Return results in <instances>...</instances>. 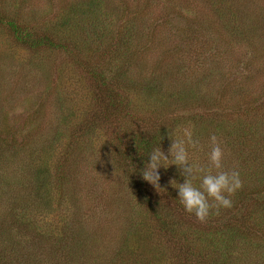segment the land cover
<instances>
[{
	"label": "rangeland",
	"instance_id": "1",
	"mask_svg": "<svg viewBox=\"0 0 264 264\" xmlns=\"http://www.w3.org/2000/svg\"><path fill=\"white\" fill-rule=\"evenodd\" d=\"M0 13L38 33L55 31L68 46L35 52L0 26V249L11 264H67L74 242L71 264L110 261L120 249L123 259L138 261L141 252L154 253L136 245L139 230L149 229L158 252L169 249L157 236L156 215L191 220L169 197L176 190L170 181L183 182L177 167L158 169L159 188L135 194L128 167L117 161V119L92 116L85 72L108 64L106 43L118 38L130 39L123 49L130 58L114 62L110 86L126 82L119 63L159 84L150 101L133 96L136 108L153 112L139 118L150 139L160 138L167 155L170 138L190 128L202 145L191 159L206 164L208 138L216 135L224 168L240 173L247 192H259L252 197L264 198V170L257 174L252 163L246 174L241 160L252 150L264 160V0H0ZM126 120L137 124L133 113ZM238 197L231 198L234 213H242ZM17 218L24 226L16 228ZM248 242L234 253L239 264L256 263L248 254L264 247L255 236Z\"/></svg>",
	"mask_w": 264,
	"mask_h": 264
},
{
	"label": "trees",
	"instance_id": "2",
	"mask_svg": "<svg viewBox=\"0 0 264 264\" xmlns=\"http://www.w3.org/2000/svg\"><path fill=\"white\" fill-rule=\"evenodd\" d=\"M76 12H79V9ZM19 22V20L11 21L0 13V26L5 28L8 27L15 41L19 42L24 47L35 52L49 51L52 49H64L66 52L68 51V46L62 43L65 42L64 38H59L57 32L47 31L38 33L33 27H23ZM78 26L80 28V24H77L76 27ZM129 42L130 39H128V36L118 38L114 43L113 41L107 42L106 44L109 45V50L105 53L107 55L110 54L108 64H105L104 67L89 68V72L86 71L85 73L87 74L86 79L91 81L89 99L92 103V116L97 118V120H101V122L109 118L114 120L117 119L115 130L118 131V135H120L118 148L121 149L118 154L121 161L120 158H118L117 161L123 164V166L128 167L127 175L130 178L129 185L135 189V194H144L145 192L147 193L148 188H154L150 183L145 181L141 175L144 164L148 159L146 155L151 150V147H155L156 145L160 146L162 142L161 139L156 136L150 139V130L147 129L148 125L143 123L142 120H139V118L143 119L140 116L141 114H152L153 112L149 106L146 107L143 106V104H140L139 108H136L133 103V96H145V99L148 97L150 101L154 94H157L156 90L159 84L156 83L155 80L148 81V78L142 76L141 71L138 69H136L137 73L135 76L132 75V71L130 70L122 71L121 68H119V63L117 65V69H119L118 74L123 72L124 76L123 73L121 74V76H123L122 80L126 82L123 84L120 80L116 81V86L114 87H118L119 89H114L110 86L112 85L111 80L114 79L113 72L116 69L114 62L118 60L117 58H119V60L124 59L125 62L130 58V55L126 51H123L124 48L128 47ZM87 44L88 43L83 40L82 43L79 44L81 45L80 51L83 49V46ZM86 65L88 66V64L84 63V66ZM111 65H113V68H111ZM123 65L125 64L123 63ZM121 67L124 66L121 65ZM126 68L128 69L129 67ZM160 82L162 81H159V83ZM94 103L95 106H93ZM161 105H163V103H161ZM165 107L166 105H164V108ZM132 113L135 114L137 123L133 126L126 120L131 117ZM236 113L237 111L235 110L234 114ZM230 117L231 119L229 120L231 122L229 123L233 125L232 120L234 117L232 115H230ZM86 125H88V123H86ZM139 129L144 130L139 131ZM240 142H242V140L237 144ZM243 149L244 148L241 150ZM254 152L253 150L249 153L247 152V157L245 156L241 159L242 166L246 167V174L248 173L247 168L249 164L252 163L258 164L255 170L257 174L264 170V160L255 159L256 156ZM260 188L261 192H263L264 184H261ZM169 190L167 189V193ZM170 191V194L168 193L169 197H174L177 203H179L176 198L177 191ZM237 193L241 199L242 213L239 210L234 213L231 208L220 209L210 214L204 221H199L192 215L191 220H188V222L183 217L179 222L177 217L170 218L171 215L170 217L156 215L155 219L159 224L156 226L158 232L157 236L160 237L159 240L163 238L168 242L169 249L167 251H157L158 249L155 247L157 245L156 239L153 244L151 238L147 241L149 233L148 228L146 229L148 233H141L139 230L132 236L138 247L142 249L143 246V252H148L150 255L151 252H154L153 255H151L154 257L153 260L150 259L151 256H146L141 252L137 255L138 257H136L137 259L140 258L138 261L136 260L137 262L134 261L135 258H129L131 260V262H129L130 260H128V258L123 259L124 256L122 255L124 254L120 252V249L117 251L116 255L113 253L109 258L110 261L107 259L105 261L97 259L96 263L95 259L92 264H121L122 261L125 264H239L238 261L234 260L235 251L238 252L237 249L240 246L249 245L248 238L255 236L257 238L256 243L264 239V198L252 197L259 192H247L243 187H241ZM173 203H175V201H173ZM228 212L230 213L227 214ZM233 213L234 216L232 215ZM21 222H24L23 218ZM21 226L24 225L20 223V219L17 218L16 228H20ZM252 232H255L253 236L251 235ZM142 234L146 237H143ZM78 244L79 242L73 243L74 250L79 247ZM73 249L71 255L73 254ZM59 255L63 256L64 254L60 253ZM71 255H65V263H73ZM248 255L254 256L257 264H264L263 245H254ZM19 257L20 256H18V258ZM247 263L253 264L251 262ZM0 264H11V261H7L5 249H0ZM74 264H76V262Z\"/></svg>",
	"mask_w": 264,
	"mask_h": 264
},
{
	"label": "clouds",
	"instance_id": "3",
	"mask_svg": "<svg viewBox=\"0 0 264 264\" xmlns=\"http://www.w3.org/2000/svg\"><path fill=\"white\" fill-rule=\"evenodd\" d=\"M208 139L210 150L206 164L191 159L192 153L202 151V145L198 139H193L190 128H184L182 138H170L167 155L157 145L147 153L141 172L142 178L157 189L158 169L175 165L183 182L170 181L171 187L177 190V200L184 211L199 221L220 209L231 208V198L242 187L240 173L224 168L226 153L217 136L211 135Z\"/></svg>",
	"mask_w": 264,
	"mask_h": 264
}]
</instances>
